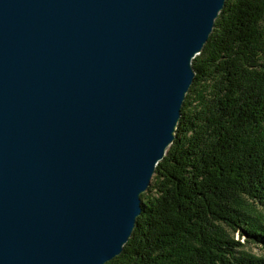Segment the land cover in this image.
Wrapping results in <instances>:
<instances>
[{
  "label": "water",
  "instance_id": "water-1",
  "mask_svg": "<svg viewBox=\"0 0 264 264\" xmlns=\"http://www.w3.org/2000/svg\"><path fill=\"white\" fill-rule=\"evenodd\" d=\"M225 2L0 0V264L122 253Z\"/></svg>",
  "mask_w": 264,
  "mask_h": 264
},
{
  "label": "trees",
  "instance_id": "trees-1",
  "mask_svg": "<svg viewBox=\"0 0 264 264\" xmlns=\"http://www.w3.org/2000/svg\"><path fill=\"white\" fill-rule=\"evenodd\" d=\"M192 68L175 139L106 264H264L242 251L264 250V0H226Z\"/></svg>",
  "mask_w": 264,
  "mask_h": 264
},
{
  "label": "rangeland",
  "instance_id": "rangeland-1",
  "mask_svg": "<svg viewBox=\"0 0 264 264\" xmlns=\"http://www.w3.org/2000/svg\"><path fill=\"white\" fill-rule=\"evenodd\" d=\"M152 178H153V176H152ZM152 178H151V181H152ZM234 240H237V234H234ZM242 251L250 253V254L258 256V257L264 256V250L259 248V247L254 246V245H245V247L242 249Z\"/></svg>",
  "mask_w": 264,
  "mask_h": 264
}]
</instances>
